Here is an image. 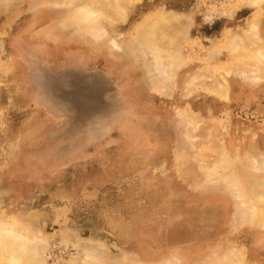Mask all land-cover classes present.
<instances>
[{"label": "rangeland", "instance_id": "374dc122", "mask_svg": "<svg viewBox=\"0 0 264 264\" xmlns=\"http://www.w3.org/2000/svg\"><path fill=\"white\" fill-rule=\"evenodd\" d=\"M263 9L0 0V228L34 264H264Z\"/></svg>", "mask_w": 264, "mask_h": 264}, {"label": "bare ground", "instance_id": "6f19581e", "mask_svg": "<svg viewBox=\"0 0 264 264\" xmlns=\"http://www.w3.org/2000/svg\"><path fill=\"white\" fill-rule=\"evenodd\" d=\"M111 1H113V0H110V2ZM254 1V0H253ZM256 2V1H255ZM258 2V1H257ZM253 3V2H252ZM258 4V3H257ZM261 8V7H260ZM85 10V9H84ZM264 10V9H263ZM262 11V10H261ZM160 13H161V11H160ZM259 13H261V12H259ZM258 13V14H259ZM157 14V13H156ZM168 17H167V16ZM169 16H171V15H168V14H157L156 16H155V18L151 21V24H152V26L156 29H158V32H161V33H163L165 36H166V38L169 40V42H170V45H171V43L173 42V40H174V38L175 37H177L179 34H181L182 33V30H184V29H182L181 27H179L178 26V22L175 24L174 22H176V20L177 19H175L174 17H172L173 19H175V21H173L172 20V18H170ZM264 16V15H263ZM150 17V16H149ZM261 20V19H260ZM259 20V21H260ZM148 21H149V19H148ZM147 21V22H148ZM184 27L186 26V25H183ZM255 26V25H254ZM152 27V28H153ZM252 27V26H251ZM145 28V27H144ZM182 29V30H181ZM149 30H153V29H150L149 28ZM149 30H148V32H149ZM254 30V28H252L251 29V31L253 32V33H251V32H249V30L247 31V33L249 32L250 34H254L255 33V37H256V39L254 38V43H256V46H257V51H256V53H254V52H252L251 50L252 49H250V48H248V47H250V45L247 47V44H246V42H247V40H245L243 37V34H245V31L243 32V31H241L242 32V34H240V35H242L243 37L241 38V37H238L239 39L241 38L242 39V41H244V43H245V45L243 46H241V50H244V53L241 55L242 57L243 56H245L246 57V55L245 54H247V57H248V59H253V57L255 58V65H254V67H253V65H252V67H253V69H255V66H256V68L258 69V74H259V72L262 74V78L264 77V40L262 39V38H260L259 37V34L257 33L256 34V32H257V25L255 26V30L254 31H256V32H254L253 31ZM144 31V30H143ZM155 31V30H154ZM157 32V31H156ZM153 33V32H152ZM160 33V34H161ZM233 34V33H232ZM235 36H238V34L236 35V32H235V34H234ZM234 36V37H235ZM233 37V38H234ZM252 37H254L253 35H252ZM231 38V37H230ZM244 39V40H243ZM228 40H229V37H228ZM237 40V39H236ZM230 41V40H229ZM229 41H228V43L226 42V44H228L229 45ZM246 41V42H245ZM248 41H251V38H249V40ZM231 43H230V46H228L229 48L231 47V46H234V50L236 49L235 47H238V45L236 44V41H234V40H232V38H231V41H230ZM252 43H253V41H251ZM240 43H243V42H240ZM243 43V44H244ZM248 43V42H247ZM239 44V43H238ZM227 46V45H226ZM256 46H255V48H256ZM232 48V47H231ZM230 48V49H231ZM237 49H239V48H237ZM239 49V51H241ZM151 50H152V48H151ZM233 50V49H232ZM174 52V51H173ZM232 52V51H231ZM240 53V52H239ZM254 53V54H253ZM256 54H258V55H256ZM175 53H170V58L172 59V61L170 62V64H169V66L171 67V65H176V64H178V62L179 61H181V60H177L178 62L176 63V59L174 58V57H176L177 55H175ZM237 55H240V54H237ZM177 58V57H176ZM179 58V57H178ZM175 59V60H174ZM246 59V58H245ZM247 60V59H246ZM175 61V62H174ZM243 61V60H242ZM253 61V62H254ZM174 63V64H173ZM176 63V64H175ZM251 63V62H250ZM247 65V64H246ZM246 65H243L245 68H246ZM251 67V68H252ZM232 68H234V66L232 67ZM244 68V69H245ZM172 69V68H171ZM239 69H242V68H239ZM238 69V70H239ZM173 70V69H172ZM237 70V71H238ZM251 70V69H250ZM247 71V70H246ZM242 72V71H241ZM88 74V73H87ZM84 75V74H83ZM91 75H92V73H91ZM259 76H260V74H259ZM88 77V76H87ZM86 77V78H87ZM90 77V76H89ZM226 84V83H225ZM221 88H222V86H221ZM223 90H224V88H222ZM222 89H220V91H222ZM220 93V92H219ZM225 93H227V90H226V92ZM221 94H223V93H220V96H221ZM94 95V94H93ZM75 96V95H74ZM225 96H226V94H225ZM223 98H226V97H224V94H223ZM226 157V156H225ZM233 179V178H232ZM260 179H261V177H260ZM263 183V182H262ZM255 199H256V203L253 205V206H251V208H254V210H255V212H254V216H253V218H256V219H258V220H260V219H262V218H264V191L263 190H261V189H259V191L258 192H256L255 193ZM17 218V217H16ZM3 220V219H2ZM0 222H1V220H0ZM4 223V222H3ZM9 223V222H8ZM8 223L6 222L4 225H8ZM22 224V223H21ZM10 226V225H9ZM22 226V225H21ZM14 227V226H13ZM2 228V227H1ZM0 228V264H31V263H33L34 264V262H38L39 260H38V258L36 257V255L35 256H33V254H32V249H31V246L27 243V242H25V241H23L24 240V238H23V240H21V238H18V237H16V236H14V235H12V233H13V231H11L12 230V228L10 227V229L9 228H7L6 227V229L7 230H5V231H3L2 229ZM14 234V233H13ZM18 234V233H17ZM19 235V234H18ZM39 250V249H38ZM32 251V252H31ZM242 251L243 250H241V253H242ZM244 253V252H243ZM238 255L240 254V252H238L237 253ZM40 257V256H39ZM37 258V259H36ZM235 258H243V256L240 254V256H236ZM239 259H237L236 261H237V263H238V260ZM42 261V260H41ZM235 261V260H234ZM254 262V261H253ZM39 263V262H38ZM236 262H234V264H237ZM239 264V263H238Z\"/></svg>", "mask_w": 264, "mask_h": 264}]
</instances>
